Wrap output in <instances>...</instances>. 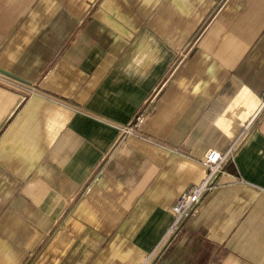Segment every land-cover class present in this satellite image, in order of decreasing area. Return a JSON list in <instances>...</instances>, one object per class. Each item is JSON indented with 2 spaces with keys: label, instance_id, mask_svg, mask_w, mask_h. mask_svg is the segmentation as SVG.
Segmentation results:
<instances>
[{
  "label": "crops",
  "instance_id": "0c3cea01",
  "mask_svg": "<svg viewBox=\"0 0 264 264\" xmlns=\"http://www.w3.org/2000/svg\"><path fill=\"white\" fill-rule=\"evenodd\" d=\"M242 134L158 248L206 152ZM156 249L152 264H264V0H0V264Z\"/></svg>",
  "mask_w": 264,
  "mask_h": 264
},
{
  "label": "built area",
  "instance_id": "2783aa9c",
  "mask_svg": "<svg viewBox=\"0 0 264 264\" xmlns=\"http://www.w3.org/2000/svg\"><path fill=\"white\" fill-rule=\"evenodd\" d=\"M144 119L145 111L142 110L137 113L129 125L121 129L120 137L124 139L128 136L135 135V130L140 127ZM247 128L245 130H247ZM243 134L225 151L210 149L206 152L202 161L206 169V174L195 187L180 195L172 205V224L158 248H161L165 243H170L178 235L184 226L191 220L200 202L220 185L221 175L226 174L227 169L235 164ZM156 251H158V249L149 254L145 260L139 264H152L155 260L154 256Z\"/></svg>",
  "mask_w": 264,
  "mask_h": 264
}]
</instances>
